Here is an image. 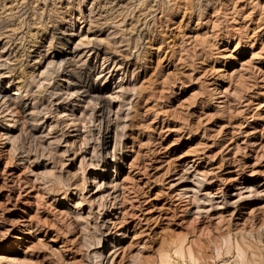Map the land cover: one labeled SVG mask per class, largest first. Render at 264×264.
Listing matches in <instances>:
<instances>
[{
  "label": "rangeland",
  "instance_id": "374dc122",
  "mask_svg": "<svg viewBox=\"0 0 264 264\" xmlns=\"http://www.w3.org/2000/svg\"><path fill=\"white\" fill-rule=\"evenodd\" d=\"M56 51L106 89V155ZM0 88L36 111L14 142L0 99V264H264V0H0Z\"/></svg>",
  "mask_w": 264,
  "mask_h": 264
},
{
  "label": "bare ground",
  "instance_id": "6f19581e",
  "mask_svg": "<svg viewBox=\"0 0 264 264\" xmlns=\"http://www.w3.org/2000/svg\"><path fill=\"white\" fill-rule=\"evenodd\" d=\"M54 34L56 35L57 40L60 42V44L63 47L68 45L70 43V41H71L70 40V36H67L65 34V32L60 31V32H55ZM92 49L94 50V53L96 55H98V54L102 55V58H104V55H106V52L103 50L104 48H102L100 46V44H98V43H96ZM64 55L65 54L62 53L61 51H56L53 56L51 55L52 56L51 63H54V64L55 63H59V64L64 66L63 67V71H64L63 77L66 78V81H68V83L71 84V87H72V92H71V89H70V94L71 95L72 94H76V97H77V99L73 100V101L78 103V106L81 105V109L79 111L80 112L79 115H75L74 112H73V113H71L72 118L74 120H79V122H82V120L83 121L86 120L87 123H88V121L92 122L93 125H94V128L96 126L97 140H98L99 143L97 145H95V144L93 145L94 146L93 150H94V152H96L97 155H100V156L101 155H106V154L109 153V150H108V148H109L108 147L109 146L108 139H109V137H111V126H110V122L111 121H110V117H109L111 101L108 100L109 98L107 99V96L105 95L106 89L96 85L95 82L90 80V79H88L89 80L88 84H86L84 81L78 80L76 78V76H75V71L76 70H74L75 67H73L74 65L71 63L72 61L66 60V57ZM48 64H50V63H48ZM78 74H80V73H78ZM89 76H90V74H88V75L86 74V77L89 78ZM20 80L16 81V82H18L17 89L24 88L23 87L24 84ZM58 87H60V86H58ZM77 95H79L80 98H82V99H78L79 97ZM20 98H21L20 95L15 94V96H13V95L7 94L4 90H0V99L3 100V103L7 104V106H8L7 108L10 109L11 105L14 106L17 103L21 107L20 109H21V114H22V116H21L22 120L20 121V118L17 117V114H16L17 110L13 111V110L10 109L12 111V112L10 111L11 114H14L16 112L15 114H16L17 118L15 119V115H11L13 124L11 123V121H10V124H12V126H5L6 133L9 134V138L10 139L12 138L11 140H14V142H15V140L17 138L20 139V137H21V134H20L21 130H19L20 129L19 127L22 126V125L25 126V125L28 124V132L27 133L29 135L33 136L32 135L33 134V128L31 127V125L34 126V124H33L34 121L31 120V119H34V118H32V116H34V117L36 116V113H35L36 111H34V113H31V112L29 113V108H27L28 106L26 107V105H22L20 103L21 100L19 101ZM89 109H90V111H89L90 113H88ZM39 110L40 109H38V112H39ZM18 113H20L19 112V108H18ZM20 115H19V117H20ZM72 118H71V120H72ZM74 120H72V121L74 122ZM84 123H83V125H84ZM17 131H18V133H16ZM89 131H92V130H89ZM118 134L115 131V134H114V138L115 139L117 138V136H119ZM95 142H97V141H95ZM116 145H117V141H116ZM103 164H104L103 165L104 166L103 171H104V174H106V170L109 167V162L108 161H104ZM104 176L105 175L102 176V178H101L102 180L100 181V184H102V182L105 183L106 178ZM64 192H66V191H64ZM108 234H109L108 231L107 232H103L102 238H106V236H108ZM117 239H118L117 237H114V238L111 239V241H110L111 246L109 247V249L115 248L117 246V244H113V242H115ZM102 245H103V250H101L99 253H97L95 255L96 258L98 257V259H99L98 262L100 261V263H101V260H102V258H101L102 254L104 253L103 252L104 248L105 249L108 248V246H106L104 243H102ZM242 251H243V249H242ZM187 252H189V250ZM185 253H186V250H184V248H182L181 246L177 247L173 251V254H175V256L182 257V258H183V256H185L184 255ZM239 253H241V251ZM191 254L192 253L189 252L188 256H190ZM160 259H161V264H176L174 262L173 258L171 257V254H169L167 252L164 253L163 256ZM192 263L193 264H197V263L194 262V260H192ZM222 264H226V263H222ZM243 264H249V263L244 262Z\"/></svg>",
  "mask_w": 264,
  "mask_h": 264
}]
</instances>
